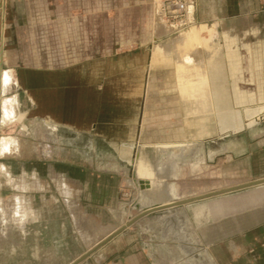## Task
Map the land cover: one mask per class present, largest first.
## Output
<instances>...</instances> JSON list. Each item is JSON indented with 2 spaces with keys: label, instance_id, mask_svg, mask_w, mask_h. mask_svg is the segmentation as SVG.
I'll return each mask as SVG.
<instances>
[{
  "label": "crops",
  "instance_id": "crops-1",
  "mask_svg": "<svg viewBox=\"0 0 264 264\" xmlns=\"http://www.w3.org/2000/svg\"><path fill=\"white\" fill-rule=\"evenodd\" d=\"M213 2L212 10L195 15L197 22L208 27L195 29L198 44L182 42L178 34L162 45L164 30H158L159 18L151 0H0V73L8 70L10 80L4 93L0 83V117L5 119L2 124L18 121L21 131H26L24 118L36 136L44 137L38 139L48 173L44 193L50 183L66 182L73 189L71 201L79 200L90 181L99 182L101 176L62 158L67 150L94 151L100 141L106 150L116 153V164L112 165L129 164L131 151L137 146L140 151L144 146L143 151L152 150V164L159 174H167L173 197L189 196L171 184L183 172L189 174L186 168L199 165L203 170L208 158L204 143L224 137L226 103H240L245 98L251 101L250 94L242 90L253 96L251 104L264 103V0ZM240 23L252 25L241 29L236 25ZM203 27L207 32H201ZM209 28L213 35L208 34ZM199 49L209 53L207 60L197 56ZM202 103L206 108L200 113L196 104ZM21 105L22 113L18 111ZM199 116L211 117L214 126L210 135L200 138L202 144L194 156L181 157L178 150L164 148L158 159L155 157L154 148L147 145L175 142L176 135L190 139L193 119ZM218 120H222L220 127ZM2 138L7 142L12 137ZM13 139L17 144L11 145L8 153L18 150V141ZM117 151L129 154L122 158ZM171 151L177 152V159L189 161L175 166ZM202 156V161L195 160ZM51 171L56 178H51ZM109 179L115 183L114 177ZM55 187L57 198L64 203V195ZM117 193L114 190L110 196L106 212L116 209ZM189 210L187 214H193ZM207 216L201 213L195 222L203 224ZM190 222L187 230L192 232L191 238L187 234L179 243L182 251L178 256L170 251L169 240L141 224L135 223L158 240L157 245L150 246L139 235L136 239L126 237L133 223L87 259L89 264H219L195 232L192 218ZM151 226L157 230L155 222ZM253 226L249 242L260 253L248 254L250 264L264 262V223ZM84 233L87 239L92 236L87 226ZM163 253L171 257L166 262L160 258ZM233 262H241L240 256Z\"/></svg>",
  "mask_w": 264,
  "mask_h": 264
},
{
  "label": "rangeland",
  "instance_id": "rangeland-1",
  "mask_svg": "<svg viewBox=\"0 0 264 264\" xmlns=\"http://www.w3.org/2000/svg\"><path fill=\"white\" fill-rule=\"evenodd\" d=\"M213 1L218 0H191L190 10L187 13L191 20L187 22L185 19L182 23L166 22L158 9L157 19L159 18L160 23L158 30H164L160 43L165 45L167 39L176 38L180 28L184 27L185 29L186 25L187 27L190 25L188 28L192 27L197 30L203 25L208 28L205 24L197 22L195 15L200 16L202 12L206 14L212 10L210 5L214 3ZM206 24L211 25L212 23L207 22ZM236 25L241 29H248L252 24L240 23ZM209 29L208 34L213 35V29ZM196 54L198 57L204 58L203 60H207L206 58L209 56V53L203 54L200 49ZM242 92L250 94L251 101H244L245 98L240 103H226L224 127L227 132L222 134L224 135L223 139L209 138L204 143V150L208 158L203 170H200L199 165L193 166L192 169L186 168L191 175L183 172L182 177L179 175V180L171 184L178 189L180 194H188L189 199L264 179V103L251 104L253 102L251 93L248 90H242ZM257 98L263 97L257 96ZM23 107L21 105L18 111L22 113ZM22 123L27 127L26 131H21L19 122L6 125L0 123V138L12 137L18 141L16 152L11 151L0 158V165L5 166L0 168V209L2 215L5 213L8 216L15 209L23 211L29 207L27 209H30L32 216L35 217L32 218L33 221L25 218V222L21 225L24 226V235H21L22 231L19 234V231L15 229L17 226L12 222H6L3 225L6 226V230L4 229L3 232L7 233L6 235L9 234L13 243L0 246V264H69L96 246L95 243L108 237L109 233L124 226L130 217L133 218L141 214L143 211L141 208L137 211L132 206L136 198L138 205L143 206L140 197L142 189L134 178L135 167L132 165L138 146L136 150L131 151L129 164L122 163L121 165L119 162V165H112L116 164V153L106 150L100 141L94 151H65L62 158L65 162H75L78 164L77 168L93 175H99L102 179L99 182L96 179L90 181L87 184V191L79 200H72L74 203L71 201L73 189L66 182L59 184L55 182L59 194L64 195L63 203L62 199L57 198L55 184L50 183L46 188L47 193H44V180L48 173L38 141V139L44 140V137L42 138L38 133L36 136L26 119L23 118ZM221 123L222 120H218L219 127ZM144 147L142 148L144 149ZM143 149L141 152L152 164L153 151H143ZM178 152L179 155L181 151L178 150ZM118 154L125 158L129 152L125 151L123 154L118 152ZM165 155V153H161V157H165ZM176 155V151H171L170 158L176 161L178 165L175 166L177 167L179 164L184 165L189 161V159H177L178 155ZM154 159L157 161L158 157L157 159L154 157ZM92 160L94 161L92 162ZM108 160H113V163ZM195 160L202 161L203 156ZM106 161L108 162L106 163ZM89 163L93 165L88 166ZM156 172L158 171L156 170ZM52 176L55 177V174L51 171V178ZM109 177H114V184L111 183ZM134 183H138V187ZM167 187L172 201L188 199V197H182L183 199L173 197L168 183ZM114 190H118L116 200L118 205L116 209L110 210L111 212H106V207L112 201L110 196ZM13 196H24V198H21L19 203L14 201L10 203ZM25 200L29 201L28 205ZM122 209H126L127 212ZM186 209H192L193 214L188 215ZM176 210L178 223L175 224L176 230L171 232L175 237L165 238L169 240V243H172L170 251L175 254L174 256H178L177 253L182 251L179 243L188 238L187 234L191 238L192 232L187 230L191 223L190 218L195 224V232L203 238L210 254L219 259V264H250L247 260L248 254L252 252L253 255L257 254L258 256L260 253L250 244L249 240L250 235L254 233L253 224L258 222L262 225L264 223V184L199 200ZM190 210L188 212H191ZM117 212H120L121 215ZM201 213L208 215L203 220V224L195 222L196 218H200ZM153 222L156 224L155 218L149 219L146 216L138 219L134 225L128 226L126 237L136 239L139 235V238L148 241L150 246L157 245L158 240L151 239L149 232L143 231L139 225H136L141 224L151 233L159 234L151 226ZM84 226L91 230L90 243L84 233ZM110 227H115V230L111 232ZM177 236L178 238H176ZM101 238L103 239L98 242ZM234 244L237 245L235 249ZM238 256H240L241 262L234 263L233 259ZM160 258L166 262V259L171 257L163 253ZM89 261L91 260L86 259L80 264H89ZM252 264H264V262L253 261Z\"/></svg>",
  "mask_w": 264,
  "mask_h": 264
},
{
  "label": "bare ground",
  "instance_id": "bare-ground-1",
  "mask_svg": "<svg viewBox=\"0 0 264 264\" xmlns=\"http://www.w3.org/2000/svg\"><path fill=\"white\" fill-rule=\"evenodd\" d=\"M151 4H152V8L155 10L156 16H158L159 15V12H158L159 2H158V0H151ZM189 6L187 8V13H188V10H190L189 9ZM159 11H160V9H159ZM187 13H186L185 19L188 22V21L191 20V18L188 16ZM188 27H190V25ZM188 27L186 25L185 26V29L183 27V28H180V30L178 31V34L182 38L181 41L182 42H190V41H193L194 42L195 41L198 44V40L196 39L197 32L192 27L191 28H188ZM204 28L205 27L202 28V31L201 32L205 31ZM188 33H189V35H187ZM185 35L187 37H185ZM193 73H195V72H193ZM7 86H8V84L7 85H3V88H2L3 93L6 91ZM5 100H6V98H5ZM7 101H11V100L7 98ZM12 101H14V100L12 99ZM1 103H2V101H1ZM4 103H2V104H4ZM197 105H198V109L200 110V113H201V109L204 110L206 108V103L196 104V106ZM10 106H12V105L10 104ZM4 108H6V107H4ZM3 115H5V117H7L6 116L7 114H3ZM9 117H11V116H9ZM21 117L22 116H20V119H21ZM17 119H19L18 116H17ZM3 121H5V119ZM213 123H214L213 122V119L211 117H209V116L208 117L207 116H199V117L194 118L193 119V130H194L193 133L194 134L192 135V137L190 136L191 137L190 139L184 140L183 139L184 136L176 135L177 136V140L175 142H170V143H167V144L166 143L165 144H152L151 147L154 148V150H155V157H157L158 153L160 151H162L164 148H173L175 150L181 151L180 152L182 154L181 157H184V156H194L195 155V151L197 150V148H199V145L202 144L201 143L202 142L201 141L202 139H200V138L203 135H206V133H208L209 135L211 134V129L214 126ZM224 131L227 132L226 127H225ZM181 138L183 140H181ZM133 163L134 164H132V165H134V167H135V169H134V178H136V182L139 183L140 188L142 189V192H141L142 195L140 197L142 198L143 206L138 205L137 198H136V201L133 202L132 206L137 211H139L141 209L143 210L142 212H144L145 210H147V211L148 210H152V211H149L148 214L147 215H144V216H146L149 219H151V218H155L156 219V224H155L156 227L155 228H157V232H159V235L161 234L164 239L165 238L172 237L173 234L171 232H172V230L174 231V229L176 228L175 227V224L178 223V221H177L178 220L177 219L178 218V212H177L176 209L182 208V207H186L187 205L192 204V203H187V204L179 205L178 203L179 202H184V201H187V200H190V199L180 200V201H172L171 196L169 194V189H168L167 183H166L167 174L166 173L159 174L158 172H156V169H155L154 165L149 163V161L146 158V156H144L139 149L137 151V154L134 157ZM134 184L136 185V187H138L136 183H134ZM141 185H142V187H141ZM238 186H240V185H238ZM257 186H259V185H257ZM234 187H236V186H234ZM254 187H256V186H254ZM231 188H233V187H231ZM209 194H211V193H209ZM205 195H207V194H205ZM137 197H138V188H137ZM199 197H201V196H199ZM21 198H24V196H21V197L20 196H15V197H13L12 200H10V203H13V201L16 202V203H19L22 200ZM27 200H25V201L27 202V205H28V202L29 201H27ZM24 202H22V203H24ZM20 205H21V203H20ZM27 208H29V207H26V209L23 210V211H21V210L17 211L15 209V210L12 211V213H10V215L8 214V216L5 213H4V215H2V210L0 209L1 215H2V216L0 215V246L3 245V244H6V243L7 244L8 243H13L12 242V239L9 237V234L6 235L7 233L5 234L3 232L4 229L6 228V226H3V225L6 222H9V223L12 222L13 225H16L17 228H15L16 226L13 227V228H15L16 230H18L19 231V234L21 233V231H22L21 235H24L25 234V231L23 230L24 229V226L23 227L21 226L25 222V218H27V220H29V221L30 220L33 221L32 218L35 217V216H32L33 215L32 212L30 211V209H27ZM142 212H141V214H142ZM34 215H35V213H34ZM139 215L140 214H138L137 216H134L133 218L130 217L129 218V221L127 223H129L130 221L134 220ZM144 216H141L138 219H140V218H142ZM176 238H178V236ZM89 243H90V239H89ZM99 243H96L95 245L97 246Z\"/></svg>",
  "mask_w": 264,
  "mask_h": 264
},
{
  "label": "water",
  "instance_id": "water-1",
  "mask_svg": "<svg viewBox=\"0 0 264 264\" xmlns=\"http://www.w3.org/2000/svg\"><path fill=\"white\" fill-rule=\"evenodd\" d=\"M261 184H264V179L253 181V182H250V183H247V184H243V185H240V186H236V187H233V188H227V189H224V190L212 192L211 194H207V195H204V196H201V197H198V198H193V199H190V200H187V201H184V202H179L178 204L182 205V204H187V203H193V202H196V201H199V200H204V199L212 198V197L219 196V195H225V194L241 191V190H244V189H247V188H250V187H254V186H257V185H261ZM141 187H142V185H141ZM149 211H152V210H148V211L145 210L137 218H135L134 220L130 221L126 225L118 228L115 232H113L110 236L105 238L97 246L92 248L90 251L82 254L81 256H79L73 262H71L69 264H80L82 261L86 260L94 251L99 249L101 246H103L109 240H111L112 238L116 237L117 235L123 233L126 230V228L128 226H130L133 222H135L139 217L147 215Z\"/></svg>",
  "mask_w": 264,
  "mask_h": 264
},
{
  "label": "built area",
  "instance_id": "built-area-1",
  "mask_svg": "<svg viewBox=\"0 0 264 264\" xmlns=\"http://www.w3.org/2000/svg\"><path fill=\"white\" fill-rule=\"evenodd\" d=\"M160 13L166 22L181 23L187 13L191 0H158Z\"/></svg>",
  "mask_w": 264,
  "mask_h": 264
},
{
  "label": "clouds",
  "instance_id": "clouds-1",
  "mask_svg": "<svg viewBox=\"0 0 264 264\" xmlns=\"http://www.w3.org/2000/svg\"><path fill=\"white\" fill-rule=\"evenodd\" d=\"M9 76H8V70H4L2 73H0V83L3 85L9 84ZM0 123H3L2 120H0ZM16 143V140L13 138H8L7 142L4 138H0V158H3V156L9 152L10 146L14 145ZM5 167L4 165H0V168Z\"/></svg>",
  "mask_w": 264,
  "mask_h": 264
}]
</instances>
